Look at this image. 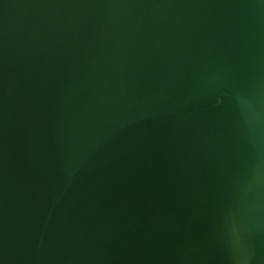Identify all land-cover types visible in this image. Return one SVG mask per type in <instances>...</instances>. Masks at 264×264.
Returning a JSON list of instances; mask_svg holds the SVG:
<instances>
[{"label": "water", "instance_id": "1", "mask_svg": "<svg viewBox=\"0 0 264 264\" xmlns=\"http://www.w3.org/2000/svg\"><path fill=\"white\" fill-rule=\"evenodd\" d=\"M0 264H264V0H0Z\"/></svg>", "mask_w": 264, "mask_h": 264}]
</instances>
